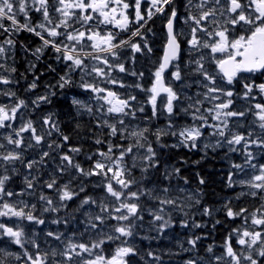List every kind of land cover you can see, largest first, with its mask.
<instances>
[{"label": "snow or ice", "instance_id": "1", "mask_svg": "<svg viewBox=\"0 0 264 264\" xmlns=\"http://www.w3.org/2000/svg\"><path fill=\"white\" fill-rule=\"evenodd\" d=\"M182 7L183 13L176 0H0V218L15 224L0 221V240L21 249L0 248V264H164V256L180 253L142 254L136 239L164 237L176 226L174 214L182 228H204L195 215L216 212L239 224L222 244L208 245L205 256L199 242L206 237H188V247L179 248L196 255L184 264H264V0H183ZM158 17L163 55L148 82L137 54L151 58ZM21 33L40 45L21 42ZM20 50L33 58L24 88L33 95L26 98L17 92L28 79L18 74ZM48 51L62 74L37 94L44 73L35 61ZM125 77L135 79L129 84ZM71 89L80 90L71 105L89 118L95 151L69 144L56 113L44 111ZM83 93L88 100L78 98ZM161 117L163 127L153 123ZM180 148L203 153L193 164L210 151L237 154L227 187L241 192L220 208L201 206L203 190L181 187L178 181L187 186L188 178L164 159L166 150ZM245 198L251 207L235 206ZM45 214L66 231H45L41 242L40 232L26 233L20 223L45 225ZM220 223L213 219L211 227Z\"/></svg>", "mask_w": 264, "mask_h": 264}, {"label": "rangeland", "instance_id": "2", "mask_svg": "<svg viewBox=\"0 0 264 264\" xmlns=\"http://www.w3.org/2000/svg\"><path fill=\"white\" fill-rule=\"evenodd\" d=\"M150 60H151V62H150ZM156 60L157 59L153 58L152 56L149 59V57L142 58V57H139L137 55L136 67L138 69L145 70V72H146L145 79L148 82H150V77L148 76V72L150 70H152L153 62H155ZM140 61H142V63ZM134 79H135L134 77H125L126 82L129 83V84L132 83L134 81ZM55 80H56V77H53L51 83H55ZM24 88H23L22 93L20 94V96L26 98V97H28L30 95H33L32 93L25 92ZM43 90H44V87L41 86L40 88H38L36 90V92H37V94H40V93H43ZM79 91H80L79 89H71V90H64V91L58 93L57 96L53 97L52 105H49V106H47L44 109V111H52V112H55V113L58 114V116L60 118L59 121L61 120V122H62V124H60V126L62 127V130L64 131V133L68 134L70 136V140H71V125L70 124L72 123L71 115H73V116L76 115L77 118H81L82 120L83 119H85L87 121L89 120L87 116H78L76 114V112H75V109L71 105L72 97L76 96L79 93ZM120 91H124V90H120ZM195 91H196V89H195V87H193V89L190 91L189 94H192ZM73 94H75V95H73ZM67 95H69V96H67ZM140 96H141L140 98L143 99L142 94ZM81 97H82V100H88L89 99V94L88 93H83L82 95L78 96V98H80V99H81ZM60 101L67 102V115L69 117V123L70 124H69V126H67L68 129L66 131H65V127H64L65 123L61 119L62 110L57 108V104ZM149 110H150V107H146V109H145L146 113L150 112ZM42 114H43V112L37 113V114H35L33 116V118L36 119V118L39 117V115H42ZM165 122H166L165 118L161 117L159 120L154 121L153 123L154 124H158L160 127H163ZM166 139H167L168 143H174L175 142L174 139H171V138H166ZM90 140L91 139L87 140L88 145H87L86 148L89 151H95L97 146L94 145L93 143H91ZM71 142H72V140L69 141V144L73 145ZM182 151L187 152L189 154V156L187 158V161H188V163L186 164L187 166L185 164L181 163V159H176V157H175L176 156L175 152H182ZM202 155H203V153L200 152V151L199 152L198 151L189 152V151H187L186 149H183V148H180L178 150H173V149L166 150L164 159L166 161H170V163L175 165V166H179L181 168V174L183 176L188 177V180L190 182L189 185L185 186V185L182 184V182H178L181 187H187L189 190H195L197 188H201L203 190L202 185H199L198 181L196 182V179H197L196 171L193 170V169L195 168V166H198L201 163H203L207 158H209L211 160H215L216 159L214 162L217 163L216 165L218 166V168L220 169V167H222L223 171H226L227 174H229V172L232 171V169L230 167L231 162L232 161L240 162V160H241V158L235 153L230 154L231 158L229 159L228 157L225 156V150L221 149V150H218L216 152H211L210 151L208 157L206 159H203L201 161V163L193 164V161L200 160L199 158H201ZM179 156H182V154H179ZM78 159H80L81 162L85 163V166H87L86 162L84 161L83 156L78 157ZM226 159H227V161H226ZM260 162L264 163V159H261ZM20 171L23 172V169H20ZM184 171H186V172H184ZM227 177H228V175H227ZM235 178L236 177H234V179ZM93 179L95 180L96 178H93ZM13 183H14V185L12 187L15 188L16 190H19V188L22 185L21 178L20 177L19 178L15 177ZM226 184H227V180H226ZM89 191H99V190L98 189L97 190H93V189L90 188ZM230 191L233 193L232 195L224 197L222 200H216V202L213 203V204H216V205H208L206 203V201H205L206 195H205V192L203 190V197H202L201 206L208 205V206H211L213 208H220L225 200L234 199V197L241 192V189L239 187L230 188ZM240 202L244 203V204L248 203V204H251V205L254 203L253 201H250L247 198H245L242 201H236L235 202V206L238 207V203H240ZM39 207H40V205L38 204V208ZM193 211H195V210H193ZM37 214H39V213H37ZM220 215H222V217H219ZM52 218H53L52 214H45L44 215V219L46 221L45 225H35V224L30 223V222L24 221V222L20 223V226L25 229L26 233L27 232H31V231L40 232V234H41V242H42L43 239H44L43 233L45 231H48V230L66 231V229L63 227V225L57 226V225L51 224L50 220ZM181 218L182 217H181L180 214H178V213L174 214L173 219H174V221H176V226L171 228V229H169L165 233L164 237H162V238H159V239H156V240L147 239L145 241L143 239L137 238L136 239V245H137V247L139 249H141V253L144 254L149 249H151L153 251H157V252L170 251L172 253H180V255H171V256H167L166 255V256H164V264H184V261L186 259H188L189 256H191V255L195 256L196 255V253H193V252L184 253L179 248V244L180 243H185V247H188V245L186 244V240H187L188 237H190L192 235H203V236L206 237L205 239H202L199 242V255L200 256H205L206 255L205 249H206V247L208 245H210V244H215V245L222 244V243H220V244L214 243L213 240H214L215 233L210 228L211 224L207 223L208 221H212L213 222V219L228 220V219L225 218V216H224V214L222 212H216L214 218L203 217L199 213H197L195 215V219H196L197 222H201V223L206 224L207 227H204V228H192L191 226L189 228H182L179 225V221H180ZM0 221L6 223L8 226H15L13 221H9V220H7L5 218H0ZM238 224H239V221H236V222L230 221L229 229L232 228L233 226H237ZM77 227H79V226H77ZM68 230H71V226L69 227ZM210 234H212V235H210ZM141 235H149L151 237V236H155L156 233L155 232L148 233V232L145 231V232H142ZM0 248H4V249H6L8 251H12V252H16L17 251V253L21 251V249H19L18 246L12 244L11 241L8 238H6V237L3 238L2 240H0ZM217 251H219L218 248H217ZM136 264H141V262L139 260H137Z\"/></svg>", "mask_w": 264, "mask_h": 264}, {"label": "trees", "instance_id": "3", "mask_svg": "<svg viewBox=\"0 0 264 264\" xmlns=\"http://www.w3.org/2000/svg\"><path fill=\"white\" fill-rule=\"evenodd\" d=\"M66 105V106H65ZM57 108L62 110L61 119L65 123V131L68 129L67 126H69V117L67 115V102L60 101L57 104ZM71 115L72 123L71 125V140L72 144L82 146L83 150L85 152H88L89 150L86 148L88 143L87 140L91 139L89 134V129L91 128L90 120H82L81 118H77L76 115ZM80 124V128H76V124ZM85 137H88L85 139ZM82 139V140H80ZM83 141V142H82ZM92 143V140H90ZM176 156L178 158H185L187 159L189 154L187 152H175ZM179 154H182V156H179ZM216 160V159H215ZM215 160H207L206 162H203L202 164L195 166L193 170L196 171V174L199 173L201 176H203L206 180V184L202 186L205 195H206V203L208 205H213V203L216 202V200H222L224 197H227L230 192L229 188L227 187L226 180H227V172L223 171V169L216 165L217 163L214 162ZM211 161V162H210ZM208 162V163H207ZM207 164V165H206ZM210 167H209V166ZM203 168V169H202ZM219 171V172H218ZM185 172V171H184ZM207 172V173H206ZM211 173V174H209ZM197 182V179H196ZM14 183L12 184V186ZM241 204L238 203V206ZM247 204V203H245ZM229 220H224L223 224H220L216 226L214 229V237L215 242L217 243H223V238L227 234V231L229 230ZM211 228V226H210ZM227 229V230H226ZM226 233V234H225Z\"/></svg>", "mask_w": 264, "mask_h": 264}, {"label": "flooded vegetation", "instance_id": "4", "mask_svg": "<svg viewBox=\"0 0 264 264\" xmlns=\"http://www.w3.org/2000/svg\"><path fill=\"white\" fill-rule=\"evenodd\" d=\"M182 5H183V0H176V6H177L178 10L181 11V13H183ZM152 27H153V30L156 33V35L153 37V39L151 41L155 45L153 54L151 56L155 59H158L160 56L163 55V47L162 46H163V41H164V29H163L162 18H159V17L155 18V21L152 24ZM17 39L20 40L21 42L31 46V47H38L40 45L39 39L37 37L31 35V34H28V33H21ZM137 55L139 57H142V58L146 57V56H140L139 54H137ZM28 56H25L23 51L22 52L18 51L17 55H16V66L18 68V74L24 73L28 76L27 81L22 80L20 82V85L17 87V92L19 95L22 93V90L25 87L26 83L30 82L32 79V75L30 73L26 72V69L28 68L29 61L33 60V58L30 55H28ZM35 62L37 63L38 73H44V75L41 76V81H40L41 86H44L46 84L51 83L53 77L57 78L58 74H62L63 66L60 64H57L54 61V55L51 53V51L46 52L44 58H42L39 61H35ZM49 64L57 69L56 73L49 72L48 68L46 67V65H49ZM46 68H47V70H46Z\"/></svg>", "mask_w": 264, "mask_h": 264}, {"label": "bare ground", "instance_id": "5", "mask_svg": "<svg viewBox=\"0 0 264 264\" xmlns=\"http://www.w3.org/2000/svg\"><path fill=\"white\" fill-rule=\"evenodd\" d=\"M162 30V29H161ZM162 32V31H161ZM160 35V34H159ZM153 39V38H152ZM157 43V42H156ZM155 43V44H156ZM160 45V44H159ZM155 46V45H154ZM159 47V46H158ZM163 47V46H162ZM160 48V47H159ZM21 52H22V50H20ZM29 57V56H28ZM51 57V56H50ZM20 62V61H19ZM141 63H142V61H140ZM150 62H151V60H150ZM39 64V63H38ZM58 64V63H57ZM26 65V64H25ZM54 65V64H53ZM55 66V65H54ZM23 69V68H22ZM46 70H47V68H46ZM42 91V90H41ZM44 91V90H43ZM39 93V92H38ZM73 95H75V94H73ZM67 96H69V95H67ZM86 96V95H85ZM141 97V96H140ZM80 99V98H79ZM81 99H82V97H81ZM66 106V105H65ZM53 107V106H52ZM53 109V108H52ZM148 111V110H147ZM150 111V110H149ZM149 113V112H148ZM73 117V116H72ZM89 119V118H88ZM83 120H85V119H83ZM164 122V121H163ZM66 127V126H65ZM62 128V127H61ZM69 132V131H68ZM80 140H82V139H80ZM71 141V140H70ZM83 142V141H82ZM72 143V142H71ZM74 145V144H73ZM199 152V151H198ZM191 154V153H190ZM191 156V155H190ZM198 159V158H197ZM200 159V158H199ZM222 159V158H221ZM220 159V160H221ZM226 161H227V159H226ZM211 162V161H210ZM208 163V162H207ZM224 163V162H223ZM207 165V164H206ZM181 166V165H180ZM187 166V165H186ZM209 166V165H208ZM179 167V166H178ZM210 167V166H209ZM222 168V167H221ZM203 169V168H202ZM186 172V171H185ZM219 172V171H218ZM184 173V172H183ZM207 173V172H206ZM209 174H211V173H209ZM19 178V177H18ZM188 178V177H187ZM179 182V181H178ZM193 188V187H192ZM51 216V215H50ZM234 227V226H233ZM229 229V228H228ZM227 230V229H226ZM226 234V233H225ZM223 240V239H222ZM145 241V240H144ZM158 243V242H157ZM156 245V244H155ZM17 252V251H16ZM192 256V255H191ZM185 258V257H184ZM181 261V260H180ZM183 262V261H182Z\"/></svg>", "mask_w": 264, "mask_h": 264}]
</instances>
